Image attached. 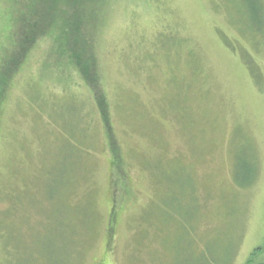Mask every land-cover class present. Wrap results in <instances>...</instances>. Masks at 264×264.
<instances>
[{"label":"rangeland","instance_id":"rangeland-1","mask_svg":"<svg viewBox=\"0 0 264 264\" xmlns=\"http://www.w3.org/2000/svg\"><path fill=\"white\" fill-rule=\"evenodd\" d=\"M37 1L0 0V264H264V0L91 4L110 124L50 34L11 66Z\"/></svg>","mask_w":264,"mask_h":264},{"label":"trees","instance_id":"trees-1","mask_svg":"<svg viewBox=\"0 0 264 264\" xmlns=\"http://www.w3.org/2000/svg\"><path fill=\"white\" fill-rule=\"evenodd\" d=\"M95 1L47 0V4H45L41 0H38L36 4L37 9L32 12L33 14L30 15L29 19L27 21H20L22 25L21 31L18 39L12 45L14 51L10 64H12L11 66H19L24 61L28 52L40 40L39 38L43 35L50 34L51 37L55 38L54 42L57 48V54L62 57H67V68L68 66L72 67V70L77 72L81 81L86 82L93 88V92L96 89L94 93L97 97V107L102 112L103 121H107L110 124L108 101L105 92L101 90L97 73V58H95L93 47L95 45L93 40L95 31H90L88 24L90 21L87 20L89 7L91 8V4ZM100 2L102 8L106 0H101ZM17 22L18 20L15 21V26L16 24L19 25V22ZM43 26H45V29L42 28ZM4 66L3 69L8 68L9 71L5 72L4 70L0 73V95H3L6 89L5 81L8 78L9 72L11 73L12 71L9 69V63ZM98 92H102L100 96ZM112 148L117 156L118 149L115 148L114 144ZM253 179L254 175L248 185Z\"/></svg>","mask_w":264,"mask_h":264}]
</instances>
